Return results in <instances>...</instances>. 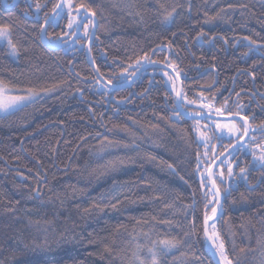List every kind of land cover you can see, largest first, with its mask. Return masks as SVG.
I'll return each instance as SVG.
<instances>
[{
	"label": "trees",
	"instance_id": "obj_1",
	"mask_svg": "<svg viewBox=\"0 0 264 264\" xmlns=\"http://www.w3.org/2000/svg\"><path fill=\"white\" fill-rule=\"evenodd\" d=\"M7 2L0 0V25L11 27L18 54L0 42V80L50 93L0 116V264H153V253L156 264H216L204 235L205 214L216 205L197 157L206 173L204 163L229 139L216 154L214 138L215 154L204 160L197 119L179 113L166 69L147 67L131 85L108 87L87 58L91 19L88 35L83 27L72 44L49 48L41 25L59 0ZM71 3L73 16L64 5L47 38L72 37L67 24L82 16L81 5L94 12L90 55L107 81H129L147 54L179 74L187 112L204 113L193 104L208 102L264 126V0ZM216 70L217 85L206 90ZM246 147L229 159L233 177L226 166L222 178L215 172L224 203L214 223L232 264H264V170ZM163 240L180 243L167 250Z\"/></svg>",
	"mask_w": 264,
	"mask_h": 264
},
{
	"label": "snow or ice",
	"instance_id": "obj_2",
	"mask_svg": "<svg viewBox=\"0 0 264 264\" xmlns=\"http://www.w3.org/2000/svg\"><path fill=\"white\" fill-rule=\"evenodd\" d=\"M42 5L39 2L35 3V10L37 13H39L42 9ZM81 7H83V5H81ZM229 7H232L231 5H229ZM242 7H246V6H242ZM68 8H69V12H68V16L71 17V8L72 5L71 3L68 4ZM175 9L172 10V12H174ZM172 12L167 13V15L164 17L165 21H171L172 18ZM64 14V3H57L54 4L52 7V13L51 15H49L47 12L44 14V23L41 25V34L42 35H46V31H47V25H49L50 23H55V21L60 18L62 15ZM93 16L95 15V13H91ZM87 25H84L85 28V35H88L87 32ZM67 28L72 30L75 28V31H72L71 34L75 35L76 31L79 30L80 28V24L76 23L74 25V22L72 19H69L68 24H67ZM57 39H59V37H57ZM245 39H248L247 37H245ZM0 40H6L9 47L12 50V53L15 54L16 53V45L12 42L11 40V27L9 25H4V26H0ZM251 43H255L254 41ZM247 53H245L246 55ZM143 63L141 62V60H137L136 61V70L139 71L140 68H143L145 66V64H154L156 62L151 61L150 59H148L147 54H145V56L142 58ZM170 67H172V65H169ZM97 72H99V69H96ZM165 75H167V73H165ZM179 75V74H177ZM169 80H172V77L169 76L168 77ZM109 84L112 83V81H108ZM4 86H3V82L0 81V112L5 113V114H9L15 110H17L20 106H22L23 102L26 100H30L32 99L35 95H37L38 93L34 92L32 89L28 90V95L27 96H6L4 95ZM43 91L47 92L50 91V89H44ZM177 96L180 97L182 100L184 99V97L181 96V93L177 92ZM187 103L192 104L195 103V101H187ZM178 108H183V104H178L177 105ZM209 107H211L209 105ZM203 110V106L201 108V111ZM215 111L217 113H219L220 115H223V112L221 111V109L217 108L215 109ZM179 115V113H178ZM193 118H195V114H192ZM231 115V114H229ZM237 116H239V112L236 113ZM204 119H211L210 116L205 115L204 117H202ZM240 120L243 121L242 124H238L235 120V118H232L231 120L227 121V122H214V129L213 131L215 132L216 130L218 131V134H216V139L217 140H223L224 138L229 139L230 143L228 145L227 148H225V152L228 153V156H225L224 152H220L219 156H217L215 159H219L220 157H224V159L220 160V165H227V175L229 177H233L234 176V170H233V165L232 163L229 161L228 157H234L235 153L238 151H242L245 147L246 144L242 143V141H244L245 137H249V139H253V137L249 136L250 132H254L255 130L252 129L251 124L248 122V118L245 116H240ZM261 130H264V126H262ZM200 138L202 140V142L204 143V145L206 147H208L209 142L211 141L212 137H208L206 135V133L201 132L200 133ZM229 149H231V151H229ZM205 155H207V152L205 153ZM253 160L256 164L259 165V167L264 170V154H261L259 156H256L255 154H253ZM215 160L212 161V163H214ZM202 163L200 157H197V170L199 171V167L200 164ZM169 167H171V165H169ZM207 172L211 173L210 169H206ZM247 169L244 167H240L239 168V175L242 179L247 180ZM264 174V173H262ZM211 175H216V174H211ZM221 178L224 175L223 171H220L218 174ZM201 177H202V186L203 187H208V179L211 178V176H205L204 173H201ZM221 182H223L221 180ZM212 187L215 188V191L212 192L213 198L215 200L216 204L220 203L219 197L221 195L220 193V189L219 187L216 186V181L215 179H212ZM209 191H212L211 188H209ZM207 195V193H206ZM212 211V215L209 216L207 215V213L205 214L204 217V225H205V235L208 237L209 240L212 241L213 246L216 249V252L218 253L219 257H220V261L221 264H232L231 260L227 257L226 253H225V245L223 243V241L221 240L219 234L215 231L216 225L215 223H213L211 225L213 232L211 235L208 234V224L210 220H213L214 217L216 216V212H217V208L216 207H212L211 209ZM217 241H219V243H217ZM165 249L167 250H171L173 248H176L178 246V244L180 243L179 241H174V240H163L160 242ZM149 251H152L151 249H149ZM153 264H156V259H155V253H153Z\"/></svg>",
	"mask_w": 264,
	"mask_h": 264
},
{
	"label": "water",
	"instance_id": "obj_3",
	"mask_svg": "<svg viewBox=\"0 0 264 264\" xmlns=\"http://www.w3.org/2000/svg\"><path fill=\"white\" fill-rule=\"evenodd\" d=\"M2 1H3V3L5 5H8L7 0H2ZM64 1L65 0H59V3H61V2L64 3ZM79 10H81L83 12V14H82V16L79 19V23L78 24H80V28H79L78 31H76V34L72 35V37H70L68 40H66V41H64L62 43H59V44H54V43L50 42L49 39L47 38V34L46 35H42L41 34L42 41L44 42V44L46 46H48L49 48H59V47H62V46H68V45L72 44L81 35L83 27H84V24L86 23V21L88 19H91L93 21V28H92L91 36H90V38H89V40H88V42L86 44V54H87L88 60L92 63V66L94 67V70H95L98 78L100 79V81L102 83H104L105 85H107L108 87H111V88L125 87V86H128V85H131L135 80H137L139 78L140 74L143 73L146 70L147 67H151V66L155 65V66L163 67L164 69H166L167 71L172 73V75L176 78V81H177V92L181 93V96L183 95L182 79L179 77V75H177L176 71L167 64V62H156L154 64H145V66L143 68H140L139 71H137V70L135 71L134 75L131 77V79L129 81L121 83V84H113V83L109 84L108 81L99 72L96 71L97 68L94 65V63H93V61L91 59V55H90L91 45H92V42L94 40V37H95V34H96V28H97V25H98L97 17H96V15L93 16L91 14L93 12L89 11L84 6L83 7L80 6ZM217 80H218V73H217V70H216V81L214 82L213 85H211L209 87H206L205 89L206 90L213 89L217 85ZM176 104L177 105L178 104H182V99L180 97H178V96H177ZM177 109H178V111H179V113L181 115H183L185 117H188V118H191V119H201L205 115H208V116L211 117V119H214V120H231L232 118H235L236 121H241L240 120V116H243V115H240V114H239V116H237L236 114H231V115L223 114V115H220V114H217V113L216 114H211V113H206V112H204V113H190V112H187L184 108L181 109V108L177 107ZM192 114H195V118H193ZM248 122H249V119H248ZM250 134H251V132L249 133V136H250ZM248 141H249V137H245V139H244V141H242V143H246ZM229 151H231V149H229ZM223 152H224L225 156H228V153L225 152V150ZM222 159H224V157H220L219 159H214L215 162L211 163L209 168H208V169L211 170V173L207 172V176H211V178L208 179V181H209L210 188L212 189V192L215 191V188L212 187V179H215V178H214V175H211V174H215V172L218 170V168L220 167V160H222ZM197 174H198L199 179L202 181V177H201V174H200L199 171L197 172ZM216 186L218 187L217 184H216ZM220 193H221V195L219 197L220 203L216 204V208H217L216 216L214 217L213 220H210L209 224H208V234L209 235H211L210 234L211 225L218 219L219 215L221 214V212L223 210L224 195H223L221 190H220ZM204 229H205V225H204ZM204 235H205V231H204ZM205 241H206V246H207V248H208L213 260L215 261V263L216 264H221V262L219 261L218 257L216 256L212 241L209 240L206 235H205Z\"/></svg>",
	"mask_w": 264,
	"mask_h": 264
},
{
	"label": "rangeland",
	"instance_id": "obj_4",
	"mask_svg": "<svg viewBox=\"0 0 264 264\" xmlns=\"http://www.w3.org/2000/svg\"><path fill=\"white\" fill-rule=\"evenodd\" d=\"M71 1H72V0H65V1H64L65 8H66V10H68V11H69L68 4L71 3ZM71 5H72V3H71ZM71 10H72V8H71ZM72 16H73V15H71V17H72ZM79 19H80V18H79ZM79 19H78V14L75 15V16H74V21H73L74 24L79 23ZM0 26H4V25H0ZM74 31H75V30H74ZM0 42L3 43V44H6V45H7L8 50H9V54H10L13 58H17V54H18V52H17V48H16V53L13 54V53H12V50H11V48L9 47V45H8V43H7L6 40H0ZM142 63H143V62H142ZM162 73H163L164 76H165V79H166L165 81L167 82V84H169V85H170L175 91H177V84H176V82L174 81V77H173L172 75H170L169 73H167V71H163V70H162ZM165 73H167V75H165ZM169 76L172 77V80H169V78H168ZM0 81H2V80H0ZM2 82H3V81H2ZM3 86H4V89H5V91H4V95H6V96H27V95H28V90H29V89L19 91V90L15 89L14 87H12V86L6 84L5 82H3ZM32 90H33L34 92L38 93V94L35 95L32 99L24 101L23 104H22V106H23V105H26V104H28V103H30V102L35 101L36 99L40 98L41 96H45V95H48V94L50 93L49 91L45 92V91H39V90H35V89H32ZM186 102H187V101H186ZM193 105H195V106L198 108L197 110H198L199 112L205 111V112H209V113H215V114L217 113V112L215 111V109H217L218 107H216V106H214V105H212V104H210V103H208V102H198V103H195V104H193ZM209 105H210L211 107H209ZM202 106H203V110L201 111ZM20 107H21V106H20ZM219 109H221V111L223 112V114L225 113L223 108L219 107ZM217 114H219V113H217ZM4 115H7V114L0 112V116H4ZM227 121H229V120H214V121H213V120H209V121H207V122H201L199 119H197V120L194 122V131H195L196 137H197V139H198L203 145H204V143L202 142V140H201V138H200V133H201V132L206 133V135H207L208 137H212L211 141L209 142L208 147H206V146L204 145V157H203L204 160L209 161V157L212 156L213 154H215V152H213V150H214V148H215L214 138H215V134H218V131H219V130H216L215 132L213 131V129H214V122H221V123H223V122H227ZM236 122L239 124V121H236ZM259 141H261L259 145H256V144H258L259 142L254 143V144L252 145V147L255 146L254 149H251V148H249V147H246V150H247V151H250V152L254 150V152L257 153V154H259V155L264 154V139H259ZM219 142H220V140H216V154L218 153V152H217V148H218ZM206 152H207V155H205ZM229 161L232 163L231 160H229ZM210 164H211V163H210ZM210 164H209V166H210ZM232 165H233V170H234V164L232 163ZM209 166L206 167V165H205V163H204V171H205L206 169H208ZM225 166H226V168H227V165H220V167H219V169H220L219 172H220V171H223V172H224V168H225ZM204 175L207 176V171H206V173L204 172ZM223 176H224V175H223ZM229 178H231V177L228 176V179H229ZM212 199H213L212 201L215 203V200H214V198H213V195H212ZM215 205H216V203H215ZM215 231L218 233L217 229H215ZM212 232H213V229L211 228V232H210V234H212ZM218 234H219V233H218ZM217 243H219V241H217ZM212 244H213V243H212ZM213 247H214V246H213ZM214 250H215L216 256L218 257V259H219V261H220V257H219V255H218V253L216 252L215 247H214ZM225 253H226V252H225ZM220 262H221V261H220Z\"/></svg>",
	"mask_w": 264,
	"mask_h": 264
},
{
	"label": "flooded vegetation",
	"instance_id": "obj_5",
	"mask_svg": "<svg viewBox=\"0 0 264 264\" xmlns=\"http://www.w3.org/2000/svg\"><path fill=\"white\" fill-rule=\"evenodd\" d=\"M253 100L256 102V100L253 98ZM252 125V124H251ZM252 129H254V132H251L250 136L253 137V139H249L247 143H250L251 145H253L254 143L259 142V139H264V130H260V129H255L252 127ZM260 143L256 144L259 145ZM253 153V152H252ZM234 157H236V155H234ZM233 158V157H228V159ZM259 166V165H258ZM257 168V167H256Z\"/></svg>",
	"mask_w": 264,
	"mask_h": 264
},
{
	"label": "bare ground",
	"instance_id": "obj_6",
	"mask_svg": "<svg viewBox=\"0 0 264 264\" xmlns=\"http://www.w3.org/2000/svg\"><path fill=\"white\" fill-rule=\"evenodd\" d=\"M90 21V20H89ZM235 78V77H234ZM216 80V79H215Z\"/></svg>",
	"mask_w": 264,
	"mask_h": 264
}]
</instances>
